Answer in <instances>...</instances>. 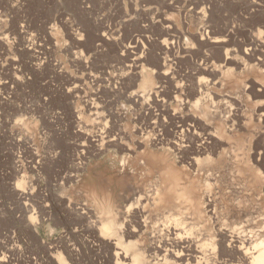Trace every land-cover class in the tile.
Wrapping results in <instances>:
<instances>
[{
  "label": "rangeland",
  "instance_id": "374dc122",
  "mask_svg": "<svg viewBox=\"0 0 264 264\" xmlns=\"http://www.w3.org/2000/svg\"><path fill=\"white\" fill-rule=\"evenodd\" d=\"M263 88L264 0H0V264H116L127 197L160 178L172 200L200 195L187 163L205 128L219 213L199 220L217 246L200 262L239 263L217 228L245 219L236 202L264 207ZM115 212L104 238L96 216ZM153 230L127 240L145 251Z\"/></svg>",
  "mask_w": 264,
  "mask_h": 264
},
{
  "label": "bare ground",
  "instance_id": "6f19581e",
  "mask_svg": "<svg viewBox=\"0 0 264 264\" xmlns=\"http://www.w3.org/2000/svg\"><path fill=\"white\" fill-rule=\"evenodd\" d=\"M200 12L205 14L204 9ZM210 41L212 43H222L223 45L226 39L216 37ZM228 57L229 53L226 52V58ZM198 87L200 88V92L203 93L207 87V81L200 79ZM262 91L264 94V88ZM143 95L141 94L140 96L143 98ZM207 97L210 99L209 96ZM204 101L206 103L207 99H204ZM205 103L201 104L203 109H206L207 104ZM205 129L206 136L203 135L202 142L207 146L205 147L202 144L200 147L194 148L192 152L194 155L189 157L187 163L192 174L200 180L204 178L205 183H203L200 195L197 196V193L193 194L192 192L182 190L183 193L180 197L182 200L177 201V198L176 200H172L170 196H167L169 194H164L166 182L160 178V181L155 184L153 189L138 190L135 191V195L127 197V202L129 203L123 213L128 218V223L122 235L123 238H126L127 242L120 238L112 242L114 249H116L114 252L116 264H170V260L176 264H201V259L205 257L210 258L213 254L217 253V246L215 247L213 243H201L207 233L204 226L199 223V220L204 218V216L206 217L205 220L214 223L219 213V208L213 199V186L219 180L220 173L214 172L213 167L208 165L207 161L199 156L208 151V144L205 142H217L219 138L213 130L209 128ZM187 130L180 128L183 136L189 134ZM223 130L227 132L228 129L224 128ZM97 135L103 139V135ZM200 137L202 138V136ZM111 141L115 143L117 137H113ZM173 146L176 150L181 151L183 150L181 148L184 146V142L183 140H179ZM238 166V170L242 173L254 170L259 173L258 166L251 163L250 160L241 161ZM232 177L234 178L235 176L232 175ZM177 197L179 198V195ZM233 210L236 211L239 220L243 216H245V219L239 223L233 222V225L228 227L217 228V234L221 240L220 254L231 255L232 261L235 260L234 257L237 258L239 263L233 262L232 264H264V207L261 208V212L256 220L251 215H248L246 211L241 210L240 203H234ZM117 214L119 212L113 213L111 219L108 221L101 220L99 216H96L95 223L101 222L102 237L105 238V236L111 235L114 232L113 225ZM188 215L192 216H190V219L196 225V233L193 235L184 233ZM150 226L154 229L151 243L145 248V251L134 249V244L128 241L127 238L134 236L140 228L148 229ZM146 252L149 261L146 260ZM60 262L61 264H68V262L62 259H60Z\"/></svg>",
  "mask_w": 264,
  "mask_h": 264
}]
</instances>
